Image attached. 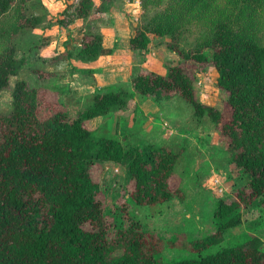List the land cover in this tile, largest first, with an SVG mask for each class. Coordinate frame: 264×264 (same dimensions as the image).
Returning a JSON list of instances; mask_svg holds the SVG:
<instances>
[{
    "label": "trees",
    "instance_id": "trees-1",
    "mask_svg": "<svg viewBox=\"0 0 264 264\" xmlns=\"http://www.w3.org/2000/svg\"><path fill=\"white\" fill-rule=\"evenodd\" d=\"M29 1L0 0V91L9 88L10 77L24 64L14 36L48 23L45 10L28 12ZM113 4L76 0L58 13V24L79 20L84 27L67 57L89 61L99 56L102 34L90 29L87 19ZM141 5L140 25L129 38L134 52L148 50L149 33L176 41L192 21L206 16L194 48L168 47L185 60L210 63L226 107L199 99L192 76L180 63L168 65L165 75L138 68L129 84L98 89L75 117L64 108L47 112L46 94L52 89L44 82L51 73L37 75L41 86L16 79L9 88V108L0 112V264H264L263 241L253 234L204 252L241 221L242 208L264 214V0H141ZM135 93L160 104L177 94L191 106L196 121L206 116L214 126L220 124L230 162L247 176L235 198L216 200L215 228L203 237L181 238L177 232L163 237L143 226L127 206L154 208L179 196L181 189L172 187L171 179L180 150L129 143L86 124L125 109ZM107 162L123 167L133 181L129 201L112 213L105 210L99 184L90 175L92 166ZM167 248L190 254L165 258Z\"/></svg>",
    "mask_w": 264,
    "mask_h": 264
},
{
    "label": "rangeland",
    "instance_id": "rangeland-1",
    "mask_svg": "<svg viewBox=\"0 0 264 264\" xmlns=\"http://www.w3.org/2000/svg\"><path fill=\"white\" fill-rule=\"evenodd\" d=\"M29 2L28 12L43 13L45 10L40 0ZM114 2L118 6H122L126 2L130 3L126 8H131L128 18L129 22H132V29L135 30L140 25L141 15L144 13L141 0H114ZM205 22L206 16L192 21L189 28L183 31L180 37L175 39L176 41L171 40L169 36L159 37L149 33L148 35L151 36L150 46L154 47L162 56L166 66L171 63H180L185 67L193 78L195 93L199 99L219 108H224L226 107V94L216 86L217 72L212 69L210 63L206 62L200 65L192 60H185L180 54L168 47L170 44L177 49L181 47L183 50L194 48L200 33L206 26ZM33 30L26 29L14 36L17 55L24 59V64L16 76L10 77V89L14 81L19 78L26 79L30 85L41 86L40 84H42V81L37 79V75L46 71L37 67L40 56H37L36 50L40 43L37 40V33H32ZM205 52L210 56L212 50L206 48ZM9 88L0 91V112L7 111L9 108ZM46 98L48 100L46 106L48 113L59 108H66L64 103L56 99V93L53 90L46 94ZM178 103L174 101V106L179 105ZM185 103L189 106L187 102ZM186 105H183L185 112L178 108L181 119L173 124L175 126L173 132H176L177 139L167 141V143L164 140L157 143L170 145L176 151H181L175 166L176 174L171 179V186L176 187L178 185L181 189L179 196L174 197L171 201L155 205L154 208L136 207L131 202L126 204L133 209L143 226L155 230L163 237H169L176 232L181 238H199L209 234L215 228L212 210L216 200L223 199L227 202L232 200L237 195V189L247 183V176L230 162L226 154L227 137L222 132L220 124L214 126L206 116L200 121H196L190 115L191 111ZM164 126L171 129L167 124ZM138 143L140 145L150 142ZM90 175L99 184L98 197L107 213L114 212L119 205L129 201L133 181L123 167L111 162L96 164L90 168ZM215 179L219 181H215ZM241 214V221L226 229L223 232V239L206 249L204 251L206 254L219 247L240 242L249 234L258 236L263 241L264 246V214L259 215L260 211L257 208L247 207L241 209ZM106 219L110 220L111 215L107 214ZM162 253L165 258H177L190 254L188 251L168 248L164 249Z\"/></svg>",
    "mask_w": 264,
    "mask_h": 264
},
{
    "label": "crops",
    "instance_id": "crops-1",
    "mask_svg": "<svg viewBox=\"0 0 264 264\" xmlns=\"http://www.w3.org/2000/svg\"><path fill=\"white\" fill-rule=\"evenodd\" d=\"M75 1L40 0L48 13V23L32 29V33H37V40L40 43L36 50L37 56H40L37 67L51 73L44 83L56 93V99L66 105L64 109L69 117H75L82 112L98 89L129 84L130 78L138 68L161 75L167 73L168 65L164 64L162 56L150 46L151 36L146 52L142 50L134 52L130 49L129 38L135 30L132 29V22H129L128 14L131 8H126L130 4L127 2L122 6L114 2L110 10H94L88 17V27L99 31L103 39V47L96 59L83 61L67 57L66 52L73 50L81 40L83 23L76 20L63 26L55 20L61 16L58 13L66 4ZM99 3L100 0H94L95 6ZM174 101L179 102L181 107L179 105L175 107ZM183 105L186 103L177 94H171L170 99L160 104L151 96L135 93L125 109L108 116L88 119L86 124L99 133L125 137L129 143L139 144L138 142L143 141L158 143L163 140L167 143L177 139L176 132H173L175 127L173 124L181 119L178 108L185 112ZM186 106L193 116L191 106ZM163 122L171 129L165 128ZM219 183L223 186L221 182Z\"/></svg>",
    "mask_w": 264,
    "mask_h": 264
},
{
    "label": "built area",
    "instance_id": "built-area-1",
    "mask_svg": "<svg viewBox=\"0 0 264 264\" xmlns=\"http://www.w3.org/2000/svg\"><path fill=\"white\" fill-rule=\"evenodd\" d=\"M116 169H117V168H116ZM215 181H218V180L215 179ZM218 184H219V183H218ZM219 190H220V188H219Z\"/></svg>",
    "mask_w": 264,
    "mask_h": 264
}]
</instances>
